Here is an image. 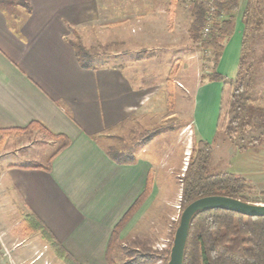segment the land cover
I'll list each match as a JSON object with an SVG mask.
<instances>
[{
    "label": "crops",
    "instance_id": "obj_1",
    "mask_svg": "<svg viewBox=\"0 0 264 264\" xmlns=\"http://www.w3.org/2000/svg\"><path fill=\"white\" fill-rule=\"evenodd\" d=\"M28 1L29 9L0 7V130L32 129L61 144L45 165L9 161L0 167V242L3 246L12 240L20 242L13 250L17 249L15 255L27 256V264L40 260L37 253L43 243L56 257L41 233L45 228L80 264H107L105 254L114 226L151 179L148 196L120 232L121 238L126 236L128 225L138 224L145 208L159 200L155 194L161 177L169 169L177 172L180 165V157L174 155L167 168L159 163L162 152L177 143L176 129L165 128L144 143L137 141L136 146L145 145L140 150L132 148V162L119 163L108 150L118 147L116 138L154 122L159 108H170L169 90L173 97L177 90L154 83L166 79L168 73H140L127 66L128 52H119V65L82 67L70 42L72 31L88 48L98 41H127L136 46L159 43L162 36L158 33L168 30L169 19L164 29L148 22L155 18L158 22L170 12L171 20L183 23L176 19L181 1ZM240 4L237 18L242 0ZM185 24L190 27L187 20ZM239 31L237 20L217 66L218 73L229 78L236 75L239 62ZM150 59L135 56L130 63L146 64ZM222 86L221 80L205 81L195 92V103L202 107L216 98L217 109L206 115L207 124L199 116L185 115L189 119L181 126L193 125L201 139L216 137L219 132L213 124L219 115ZM175 115L172 112L169 117ZM9 152L32 158L30 152L21 154L18 148ZM15 224L22 229L16 231Z\"/></svg>",
    "mask_w": 264,
    "mask_h": 264
},
{
    "label": "rangeland",
    "instance_id": "obj_2",
    "mask_svg": "<svg viewBox=\"0 0 264 264\" xmlns=\"http://www.w3.org/2000/svg\"><path fill=\"white\" fill-rule=\"evenodd\" d=\"M180 1L182 5L180 3L179 7H176V9L179 10L176 19L178 21L180 20L183 23L178 24L175 19L171 20V18L169 17L170 12L165 14V12L163 11L162 14L167 15L166 17H160L158 19V22L156 18L148 22L152 24L154 23V25L159 24V26L155 27L156 29H159V27L160 29H164V25L169 19V25H167L168 30L166 31L164 29L162 32H157L162 36L159 43L151 42L146 45L136 46L135 44H130L127 41L123 44L119 42L104 43L103 41H98V43L94 44L92 48H89L90 53L95 56V65H119L121 63L119 52L123 54L128 52L127 57L125 56V58H127V66H130L131 68L133 67L135 71L138 70L140 73L148 70L161 74L168 73L166 79L164 77V79L160 82L154 83L162 84V87L165 90L166 88H169L168 86H175L177 90L175 92V97L172 98V101L169 100L170 108H167V110L164 108H159L160 114L157 119L155 118L154 122H152V120L147 124L145 122L143 126H138L137 130H130L129 134H127L126 136H121L116 138L118 140H114V143L116 144V146H118V148L123 149L124 147L125 149L126 147H131L133 149L136 148V150H140L142 145L144 147L145 144L138 143L139 145L136 146L137 141H141L144 143L148 139L150 140L157 133H161V130H165V128L176 129L175 133H177L178 141L177 143L171 144L168 149L162 152V154L160 155L161 160L159 161V163L161 167L165 166L167 168L168 166L173 164V155L175 159H178L179 156L180 165L179 168L177 167L178 171L176 170L177 172L175 173V169H166L167 173L163 171V173L165 174L161 177V185L158 186L159 190L157 189L155 194L156 198H159V200L157 201L156 199L152 207L145 208L141 219H139V223L136 225L133 224V226L130 223L128 225L127 235L121 238L131 247L133 246V244H137L138 246H140L139 252L148 251L153 254L154 257H152L154 259L148 264H165L166 262V252L170 248V244L174 239L176 231H174L176 220L181 215V213L179 214L177 209L175 208L176 204L181 203L180 178L187 167L185 163L186 160L189 161V157L194 148L195 141L201 139V136L198 135V132H196L193 125L191 126V124H186L182 127L181 125L184 124L181 122H183V120H187L188 117L185 118V115H192L194 117L199 116L200 121L203 120L205 125L207 124L206 115L217 109L215 97V100H213L212 103L210 100H208L205 102V105L203 107L201 106V104H198L197 102L195 103V92L197 90H201L199 87L205 81H213L209 80V75H212L213 73H215V71H217V66L220 60H217L214 57V53L212 52V50L203 49L200 42H196L195 40H193L189 31V25L185 24V20H187L188 24L191 25V22L194 19L192 11L196 7V3L202 2L203 0ZM216 1H214V3ZM167 4L163 6L164 10L167 9ZM247 4L248 0H242L240 18H237L239 16V5L241 6L240 0L238 9L235 12L231 13L226 9H222L220 11L223 18H227L229 15H232L234 17V29L235 23L238 20V23L241 27V31H239L241 34V46L245 31L243 14L247 7ZM215 9H217V7H215ZM233 33L224 41V46L230 40ZM249 34L250 35L248 36L250 38L248 37L247 43L251 53L250 57L252 59L254 57L256 60L261 61L260 57L258 56L261 52L258 53V51H256V48L259 47L257 45L258 38H256L255 31L252 30L251 32H249ZM256 40L257 42L255 45ZM151 55L156 56L152 58ZM135 56L151 59L150 61L146 60L148 61L146 64H131L130 62L134 60ZM188 57L190 58V61H188ZM240 57L241 47L238 61L240 60ZM215 61H217L216 65L214 64ZM237 71L238 64L236 74ZM223 76L229 78L225 75ZM235 77L236 75L234 76V78ZM255 78L257 79V81L263 79L264 73H255ZM221 83L223 84V81H221ZM180 88H182L180 91L183 93L179 92ZM172 112H175L176 115L174 117H169ZM218 117L219 115L217 114V116H215V124H213L214 129L215 127H217ZM241 124V127H243L246 132L244 131V134L241 133L239 136H236L233 139L228 136L227 131L220 132L219 134L217 133L216 137L214 138L213 135L208 139H205L209 141L212 146L210 171H229L245 177L250 184V188L245 192L246 198L249 200V202L252 203H264L263 127L254 129L252 124L244 125L245 122ZM31 130L24 132L0 131V167L5 162L9 161L37 165H45L47 163L49 155L59 148L61 140L49 139V137L40 133L39 131ZM213 131L214 130L212 128L210 130V133H213ZM258 135H261L258 138V141L255 144L250 143V137H257ZM9 140L11 141L7 142ZM240 146H243L244 149H241ZM12 148H18V150L22 152L21 154L26 151L30 152V155L32 154V158H24L22 155H19V153H15L16 151L10 153L9 149ZM173 174L174 176L172 177ZM171 182L174 184H171ZM13 228L16 231H19L20 229H22V226H19V224H15ZM16 243L20 242H18L17 240H12L9 243L5 242L4 246L0 242V264L28 263L24 260V258H26L27 256L23 254L15 255L14 252H16L17 249L13 250V248L16 246ZM21 243L25 245L28 242L23 241ZM22 244H20V246ZM42 247V250L37 253V256L40 257V260L37 259L31 264H42V262L43 264H64L63 261L58 258V256H54L50 248L46 246L45 243H43ZM43 250L45 251L44 255L41 254L42 252H44ZM131 250L132 249L129 248L128 252H131ZM115 258L116 261L120 263L122 261H125L127 259V256H125L120 251H117Z\"/></svg>",
    "mask_w": 264,
    "mask_h": 264
},
{
    "label": "trees",
    "instance_id": "obj_3",
    "mask_svg": "<svg viewBox=\"0 0 264 264\" xmlns=\"http://www.w3.org/2000/svg\"><path fill=\"white\" fill-rule=\"evenodd\" d=\"M208 1L196 3L189 31L193 40L200 42L203 49L212 50L214 57L219 60L224 49V41L234 30V17L229 15L223 18L220 11L226 9L231 13L235 12L239 0H217L214 3L217 7L212 25L214 29L204 36L202 31L207 22ZM0 7L29 9L30 3L28 0H0ZM243 20L245 31L236 77L226 78L217 71L209 75V80L223 81L217 131L219 133L227 131L232 139L246 132L241 127L243 122L244 125L252 124L254 129L263 127L264 131V78L259 81L255 78V73H264V0H248ZM252 30L258 38L259 48H256V51L261 52L258 55L261 61L250 57L247 41ZM72 32L70 42L79 63L85 68L95 67V56L90 53L77 31ZM256 42L257 40L255 45ZM216 63L217 61L214 64ZM168 98L172 101L171 90L168 92ZM260 136H251L250 143L255 144ZM240 147L244 149L243 146ZM108 153L119 163L134 160L131 147L122 149L111 146ZM211 159V143L205 139L196 140L187 167L180 178L181 212L192 201L207 195L221 194L249 201L245 196V192L250 188L248 180L229 171L211 172ZM151 185L149 179L143 194L114 226L105 254L107 264H148L154 259L150 252H139L140 246L133 244L131 247L120 237L122 228L148 196ZM179 220L180 217L176 220L174 231L179 225ZM41 233L64 264H80L48 230L44 228ZM172 244L173 240L166 252L165 264L168 263ZM129 248L132 249L131 252H128ZM117 251L127 256V259L117 262L115 258ZM182 264H264V216H248L221 208L199 210L190 222Z\"/></svg>",
    "mask_w": 264,
    "mask_h": 264
},
{
    "label": "water",
    "instance_id": "obj_4",
    "mask_svg": "<svg viewBox=\"0 0 264 264\" xmlns=\"http://www.w3.org/2000/svg\"><path fill=\"white\" fill-rule=\"evenodd\" d=\"M221 208L248 216H264V203H252L221 194L200 197L188 204L181 212L175 231L170 257L167 264H182L189 226L196 212L203 209Z\"/></svg>",
    "mask_w": 264,
    "mask_h": 264
},
{
    "label": "built area",
    "instance_id": "obj_5",
    "mask_svg": "<svg viewBox=\"0 0 264 264\" xmlns=\"http://www.w3.org/2000/svg\"><path fill=\"white\" fill-rule=\"evenodd\" d=\"M214 1H216V0H209V2H208L209 10H208L207 16H206L207 22H206V24H205V26L203 28V35L204 36H207L208 34H210L211 32H213L212 25H213V22H214V12L216 10L215 7H214L215 5L213 4ZM187 163H188V161L186 160V163L185 164L187 165ZM175 208L177 209L178 213L180 214L181 213V208H182L181 207V203L176 204L175 205Z\"/></svg>",
    "mask_w": 264,
    "mask_h": 264
}]
</instances>
